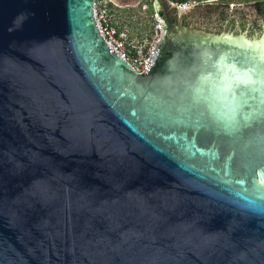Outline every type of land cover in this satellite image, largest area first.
Masks as SVG:
<instances>
[{
  "label": "water",
  "instance_id": "obj_1",
  "mask_svg": "<svg viewBox=\"0 0 264 264\" xmlns=\"http://www.w3.org/2000/svg\"><path fill=\"white\" fill-rule=\"evenodd\" d=\"M92 5L0 0V264H264V94L228 130L192 100L205 51L264 74V1L151 0L140 74Z\"/></svg>",
  "mask_w": 264,
  "mask_h": 264
},
{
  "label": "clouds",
  "instance_id": "obj_2",
  "mask_svg": "<svg viewBox=\"0 0 264 264\" xmlns=\"http://www.w3.org/2000/svg\"><path fill=\"white\" fill-rule=\"evenodd\" d=\"M201 59L206 64L211 61V67L197 78L192 100L202 104L209 116L228 130L239 122L249 103L243 90L264 94V74L241 67L225 56L213 59L207 51L201 53Z\"/></svg>",
  "mask_w": 264,
  "mask_h": 264
},
{
  "label": "built area",
  "instance_id": "obj_3",
  "mask_svg": "<svg viewBox=\"0 0 264 264\" xmlns=\"http://www.w3.org/2000/svg\"><path fill=\"white\" fill-rule=\"evenodd\" d=\"M148 1L151 2V0H138L135 4L145 12L146 21L144 24L148 26V29L144 34H141L139 30H135L133 33L129 30L128 33L122 25L123 19L130 20L133 15L141 20L139 14L130 13L124 15L122 19L120 17L115 18L114 13L117 12V8H120V6L113 4L110 0H93L92 5L97 31L103 38L106 47L116 56L125 60L139 74L152 63L150 56L157 47L162 33L155 12L152 8L151 10L148 9ZM186 2L172 3L175 6L184 8L189 5Z\"/></svg>",
  "mask_w": 264,
  "mask_h": 264
},
{
  "label": "rangeland",
  "instance_id": "obj_4",
  "mask_svg": "<svg viewBox=\"0 0 264 264\" xmlns=\"http://www.w3.org/2000/svg\"><path fill=\"white\" fill-rule=\"evenodd\" d=\"M138 1V0H137ZM136 1V2H137ZM168 1H174V0H168ZM187 1V4H245V0H185ZM136 2L132 5H123L120 6V8H117V12L114 13L115 18H124V15L130 14V13H137L139 14V16L141 17V20H138L136 18V16L133 15V17H131L130 20L123 19L122 21V25L123 28H125L127 30V32L129 33V30H131V32L133 33L135 30L144 34L147 29L148 26H146V24H144V22L146 21V17H145V12L143 10H141L140 6L135 5ZM151 3V2H150ZM189 7H186V9L184 11H186ZM148 14V12H147ZM115 20V19H114ZM140 21V22H139ZM137 22V24H135ZM130 32V34H131Z\"/></svg>",
  "mask_w": 264,
  "mask_h": 264
},
{
  "label": "flooded vegetation",
  "instance_id": "obj_5",
  "mask_svg": "<svg viewBox=\"0 0 264 264\" xmlns=\"http://www.w3.org/2000/svg\"><path fill=\"white\" fill-rule=\"evenodd\" d=\"M168 3H171V2H176L175 0L174 1H168V0H166ZM257 1H264V0H245V4H247V3H252V2H257Z\"/></svg>",
  "mask_w": 264,
  "mask_h": 264
},
{
  "label": "trees",
  "instance_id": "obj_6",
  "mask_svg": "<svg viewBox=\"0 0 264 264\" xmlns=\"http://www.w3.org/2000/svg\"><path fill=\"white\" fill-rule=\"evenodd\" d=\"M176 2H185V0H175ZM148 9L151 10V3L148 1Z\"/></svg>",
  "mask_w": 264,
  "mask_h": 264
}]
</instances>
